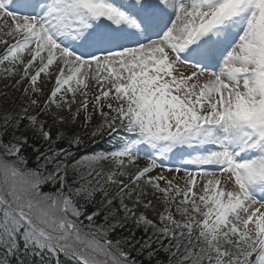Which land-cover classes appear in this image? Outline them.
I'll list each match as a JSON object with an SVG mask.
<instances>
[{
  "label": "snow or ice",
  "instance_id": "6c2138e0",
  "mask_svg": "<svg viewBox=\"0 0 264 264\" xmlns=\"http://www.w3.org/2000/svg\"><path fill=\"white\" fill-rule=\"evenodd\" d=\"M0 21L14 40L0 39L8 45L0 66L8 62L12 67L4 70L13 75L22 66L32 92L43 91L37 87L42 74L55 78L41 112L53 104L72 112L79 94L84 99L71 119L83 110L91 122L94 84L92 108L103 125L92 135L107 130L122 142L119 150L69 162L73 152L52 147L63 134L54 141L39 113L5 114V132L12 121L26 119L48 150L34 148L30 168L22 154L27 137L0 138V264L13 258L25 264L21 256L60 264L61 254L73 264H153L159 251L167 254L166 264H264V0H0ZM180 64L196 70L185 75ZM213 67L218 70L209 71ZM30 103L39 106L36 99ZM68 143L78 148L82 141L73 136ZM139 146L155 155L127 183L119 178L124 172L96 167L111 159L122 168L124 157L134 162ZM186 148L196 152L188 163L197 170L185 169L184 187L168 180L161 188L164 177L147 175L157 156ZM142 179L175 204L182 219L170 208L159 217L162 227L137 216L124 197L139 206L147 196ZM109 184L118 185L119 208ZM101 215L104 223L96 224ZM133 216L152 235L109 238Z\"/></svg>",
  "mask_w": 264,
  "mask_h": 264
},
{
  "label": "rangeland",
  "instance_id": "374dc122",
  "mask_svg": "<svg viewBox=\"0 0 264 264\" xmlns=\"http://www.w3.org/2000/svg\"><path fill=\"white\" fill-rule=\"evenodd\" d=\"M8 23L11 24V20H8ZM0 39H6L8 40V44L14 43V40L12 37H7L4 35L5 32L8 31L7 27L4 26L3 21H0ZM8 45H5L3 43H0V55H3L7 49ZM12 65H10L8 62H5L4 65L0 66V110L3 108L6 113L11 116L10 112L14 111L16 108L19 109V112L21 115H25L23 112V109L27 108L28 112L26 115H37L39 113V117H43L45 119H54L55 116H62L65 118H68L69 116H72V113H75L77 108L80 105V101L84 99V97L80 96L79 94L76 97V103L72 104V112H69L67 110V106H65L63 109H57L56 106L50 105L48 112H41V108L45 105L46 101L48 100L50 96L51 90L55 86V78L54 76L50 79L47 75L42 74L40 77V80L38 81L37 87L42 88V92H32L29 88V81L27 79H21V76L23 75L22 66H18L16 69V73L13 75L11 72H6L4 69L8 68L11 69ZM196 69L191 66V64H180L178 65V71L183 72L185 75H190L192 71H195ZM215 70H218L217 68ZM52 71L55 72V66H53ZM212 71V70H209ZM203 79V77L201 78ZM25 89H28V92H25ZM90 95L88 96L89 100V106H88V112L92 113V119L91 122L85 121V116L87 113H85L83 110H81L80 115L76 117L75 121L71 122V125L65 126V131L68 130H74V132H86V131H95L100 124H103V118L99 115L98 110L93 111L92 103H93V97L95 94H98L97 92V86L94 84L90 86L89 88ZM69 99H71V94H68ZM36 99L39 101V106L31 104L30 101ZM104 102L102 101V104ZM104 111H109V109L105 106ZM4 114V115H5ZM59 121V120H56ZM117 142H119V147L116 150H119L121 147L122 142L117 138ZM182 153V152H181ZM177 155L175 158H170L171 154H169L167 157H156V167H154L150 173L147 175L152 177H164V179H160L158 182L160 184V187H166V181L171 180L173 182V185H179L180 187H184L185 180L187 179V172L185 169L193 171L197 170V166L192 165L188 163L189 160H191L195 155L196 152L190 148L187 150V153ZM155 153L145 148L144 146H139V150L135 151L133 154V160L134 162H130L129 158L124 157V166L122 168H117L116 171L124 172L125 175L123 177H119L120 179H123L125 183H127L130 178H132L138 170L143 169L145 166L149 165L151 160L150 157L154 156ZM9 159L14 160L15 157H9ZM180 163L177 166H173L175 164L173 163ZM108 165L111 166V168L116 167L115 162L112 160H108ZM106 163V164H107ZM99 165V164H98ZM109 166V167H110ZM208 171H217L218 168L214 165H206L203 166ZM177 168H181L179 172L176 171ZM202 177H197L198 185L197 187H200V181ZM112 186L118 191V185L112 184ZM140 188L144 189L147 192V196L142 198V202L139 206L134 207L133 201L128 199L126 196L124 197V203L128 205L129 208L132 209L133 212L137 214H143L148 219L154 221L157 226L162 227L163 224L161 223L159 217L162 214H165V209L170 208L173 216L176 219H182V217L179 215V213L176 210V205L169 203L166 200L165 195L162 192L157 191L155 188L148 186L144 183L143 179L140 182ZM139 191V189H137ZM180 198L176 197V200L178 201ZM151 201V204L148 202ZM153 204L157 205V213L152 218L148 214V209L153 206ZM136 216H133L130 220L135 224ZM143 228H145L143 225H141ZM153 233L152 228H148Z\"/></svg>",
  "mask_w": 264,
  "mask_h": 264
},
{
  "label": "trees",
  "instance_id": "16d2710c",
  "mask_svg": "<svg viewBox=\"0 0 264 264\" xmlns=\"http://www.w3.org/2000/svg\"><path fill=\"white\" fill-rule=\"evenodd\" d=\"M6 111L2 108L0 110V138L4 140V142H7L8 140L12 139L13 134L18 137H27L28 139V144L22 149V154L27 158L28 160V167L33 168L36 166L35 164V157H36V152L33 151V149H39L41 152H46L48 150V143L43 139L41 136L39 130L37 128H33L29 126V123L26 119H22L20 121H12V125H10L5 132L3 128L4 124V114ZM11 116H14L16 114H20L19 109L16 108L14 111L10 112ZM72 116H69L68 118H65V122H60L56 121L54 119H45L44 116L39 117L38 120L44 123L45 125V130H51L53 134V140L55 141L56 139V133H62L64 136V139H61L60 141L53 143L52 147L54 149L58 148H65L69 149L71 152L74 153L73 157H69V162H73L74 159L85 156V155H91L93 153H100V152H108V151H114L113 143L112 141V136H110L105 130L102 134H98L93 136L92 133L94 131H86V132H74V130H68L66 129L65 131V126L66 125H71L72 123ZM71 123V124H70ZM17 126H13L16 125ZM103 124H100V127H102ZM97 128V129H98ZM96 129V130H97ZM95 130V131H96ZM120 136H122L124 133L121 132L119 133ZM73 136L79 137L80 141L82 143L80 146L77 148L75 146H70L68 143V140L71 139ZM111 160V159H110ZM108 160L107 161H101L99 165L97 164V168H103L105 172H108L109 170H116L117 167L111 168L110 165H108ZM107 163V164H106ZM110 166V167H109ZM73 173L70 171L69 172V178ZM105 187L109 191V197L113 198V204L117 208H119L120 200L119 198L116 197V192L117 190L112 186V184L105 185ZM49 189L47 187L44 188V191H48ZM101 199V193L96 194V200L99 201ZM98 206V205H96ZM93 209V205L89 204L87 205V212H91ZM87 214V213H86ZM119 215H123V210L120 209L118 212ZM80 219L84 222L85 225L88 224V221L84 218V216H81ZM96 224H103V215H101L100 219L95 220ZM130 233H134L136 239L141 240V239H147L148 236L152 235V232L150 230H147V233H145V228L142 226L137 227L133 222L130 220L126 224L124 228L117 229L115 233H112L109 238L110 239H121L123 237H129ZM167 243V241H164ZM139 247V245H137ZM126 248V246H125ZM127 250V248H126ZM132 255L136 257L138 260H142L143 257L138 256L135 251L132 252ZM21 259L24 260L25 264H39V261L35 257H27V256H21ZM155 259H158L160 261V264H166L167 262V254L164 251H159L157 253V256ZM155 259L153 261V264H155ZM59 261L60 264H73V261L70 259H67L61 254L59 256ZM11 264H16L15 258L12 259ZM49 264H56V260L52 259Z\"/></svg>",
  "mask_w": 264,
  "mask_h": 264
},
{
  "label": "bare ground",
  "instance_id": "6f19581e",
  "mask_svg": "<svg viewBox=\"0 0 264 264\" xmlns=\"http://www.w3.org/2000/svg\"><path fill=\"white\" fill-rule=\"evenodd\" d=\"M190 148H186V149H184V150H182V151H178V152H176L175 154H179V153H185V152H187V150H189ZM175 154H171L170 156H171V158L173 157V155H175ZM156 209H157V205L156 204H153V206H151L149 209H148V214H149V216L152 218L153 216H155L156 215V213H157V211H156Z\"/></svg>",
  "mask_w": 264,
  "mask_h": 264
}]
</instances>
